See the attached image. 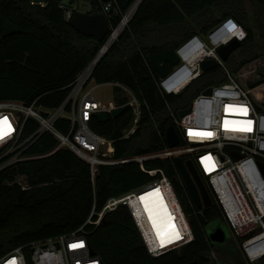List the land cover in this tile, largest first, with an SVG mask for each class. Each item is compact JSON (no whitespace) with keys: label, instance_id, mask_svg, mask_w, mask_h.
<instances>
[{"label":"trees","instance_id":"obj_1","mask_svg":"<svg viewBox=\"0 0 264 264\" xmlns=\"http://www.w3.org/2000/svg\"><path fill=\"white\" fill-rule=\"evenodd\" d=\"M33 1L0 0V100L26 105L35 102L40 107L55 108L66 99L71 84L94 59L105 39L100 41L76 30L66 18L61 0H49L45 5ZM76 1L79 0H70L67 7ZM85 1L92 4L87 13L104 14L110 30L120 24L135 2L114 0V6L104 13L100 0ZM227 17H234L248 32V37L226 61L239 75L245 66L250 68L264 58L256 43L257 31L264 36V0H143L137 7L91 77L99 84L127 85L143 104L139 126L128 138L122 136L133 120L131 106L107 121L95 115L91 119L93 129L116 140L117 158L159 154L170 148L166 138L168 127L175 125L181 134L171 119L170 109L186 105L202 89L225 80V72L218 66L204 72L182 93L163 94L156 83L161 74L152 65L150 56L176 49L192 34L206 35ZM7 22L18 30L5 34ZM237 52L241 59L236 57ZM164 66L168 73L173 64L165 62ZM257 78L249 79L247 84ZM113 100L122 105L128 96L117 87ZM57 126L68 131L69 122L61 119ZM37 127V121L30 118L24 138ZM185 145L181 139L179 147ZM25 154L26 158L17 162L16 167L0 169V258L22 247L27 264H33L32 242L69 234L84 226L85 236L103 264H183L194 260L198 264L256 263L244 256L240 238L234 241L227 238L221 243L211 239L212 230L224 228L220 223L210 226L214 221H225L222 208L210 188L213 197L210 207L200 209L192 203L175 156H153L144 164L165 171L194 239L181 248L155 256L145 246L126 205L106 212L98 225L86 224L95 204L101 209L109 198L138 189L153 179L139 161L101 166L93 184L90 163L70 147L59 145V139L50 132L30 145ZM181 156L185 161L192 157L189 153ZM17 174H26L31 187L24 189L17 183H9ZM215 251L216 261L212 258ZM259 260L264 262V256Z\"/></svg>","mask_w":264,"mask_h":264},{"label":"built area","instance_id":"obj_2","mask_svg":"<svg viewBox=\"0 0 264 264\" xmlns=\"http://www.w3.org/2000/svg\"><path fill=\"white\" fill-rule=\"evenodd\" d=\"M142 1L135 0L132 7L135 4L138 7ZM100 2L104 13L115 4L114 0ZM33 3L46 4L35 0ZM60 6L65 8L68 20L73 10H77L67 7L70 3L63 0ZM135 10L130 13L128 20ZM126 24L111 28L99 52L71 84L70 92L60 106L44 108L35 102L26 105L0 100V169L16 167L17 162L26 158L28 147L46 132L55 135L59 145L70 147L90 163L93 184L101 166L139 161L141 168L153 179L138 189L109 198L101 209L95 204L86 224L98 225L106 212L126 205L145 246L151 254L159 256L193 240L194 234L165 171L147 168L144 161L157 155L181 156L182 153H189L222 208L231 232L241 239L243 253L251 261L260 259L264 256V109H261L264 107L261 105L264 93L260 92L259 87L243 85L218 52L219 47L235 38L244 41L248 37L246 28L234 17H227L216 23L206 35L192 34L186 37L175 49L179 62L173 64L165 76L156 80L163 94H180L206 72L201 65L206 58H214L225 72L224 81L202 89L186 105L170 109L171 119L178 126L180 139L186 145L179 147V143L159 154L119 159L115 156L116 140L93 129L91 119L98 111L111 114L114 109L131 106L133 120L122 136L128 138L139 126L143 104L133 90L121 82L110 84L121 88L128 96V101L122 105L98 100L93 93L94 87H89V84L96 65L118 39ZM209 87H212L211 93H205ZM189 107L191 110L181 116L179 110ZM30 118L37 121L38 127L24 138L25 126ZM61 119L69 122L68 131L57 126ZM9 183H17L24 189L31 187L26 174H17ZM153 190L161 192L171 214L175 216L178 230L185 236L183 241L162 244L151 231L142 197ZM31 247L33 264H103L97 254H92L84 226L69 234L34 241ZM0 264H27L22 247L0 258Z\"/></svg>","mask_w":264,"mask_h":264},{"label":"water","instance_id":"obj_3","mask_svg":"<svg viewBox=\"0 0 264 264\" xmlns=\"http://www.w3.org/2000/svg\"><path fill=\"white\" fill-rule=\"evenodd\" d=\"M35 1L47 3L49 0ZM103 1L107 2L109 0ZM128 16H130L129 12L120 22L121 25L124 24V22H128ZM69 22L79 32L85 35L94 36L100 41L104 40L110 31V25L107 19L105 18L104 14L102 13H87L82 12L80 10H73L71 17L69 18ZM17 30L18 29L13 24L7 22L5 34H9ZM240 45L241 41L235 38L230 43L219 47L218 52L221 57L225 61H227L231 53L235 51ZM150 60L157 72H159L161 76H165L167 72L164 63L169 62L171 64H176L177 62H179V57L176 54L175 49L169 48L151 54ZM201 65L204 71H209L219 66L218 62L214 58L204 59ZM256 71L259 78L248 82V86L250 88H256L264 84V64H261ZM211 91L212 87H209L205 90V93H211ZM262 103L264 105V98L262 99ZM125 109V106L114 109L111 114L107 111H98L95 113V116L98 117L101 121H107L109 120L110 116L116 117L120 115ZM190 110L191 107L181 109L179 110V113L181 116H183ZM166 138L168 145L171 148L177 146L180 143L181 139L179 133L173 124L168 127ZM174 159L180 171L182 181L186 186L195 206L200 209L210 207L213 204V197L206 185L204 178L196 167L195 162L192 159H188L185 161L180 155L175 156ZM210 237L214 242L221 243L227 239V233L223 227H217L211 231ZM91 252L92 254H96V251L92 246ZM183 264H198V261L194 260L192 262H187Z\"/></svg>","mask_w":264,"mask_h":264},{"label":"rangeland","instance_id":"obj_4","mask_svg":"<svg viewBox=\"0 0 264 264\" xmlns=\"http://www.w3.org/2000/svg\"><path fill=\"white\" fill-rule=\"evenodd\" d=\"M63 1L65 3H69L70 0H63ZM72 7L74 9H78V10H80L82 12H87V11H90L92 9V4L90 2L85 1V0H79V1H76V3L74 4V6H72ZM256 43H257L258 47L260 46L259 50L262 51V52H264V36L259 31H257V34H256ZM236 57L238 59H241V56H240V54L238 52L236 54ZM263 61H264V58H260V61L258 62L257 65H254L253 66V64H252V66H250V68H248L249 65L248 66H245L246 69H243L241 71V73L239 75H237L238 78H239V80H240V82L243 85H247V81L249 79H253V78L255 79V78L258 77L256 68ZM89 87H94L93 88V93H94L95 97L98 100H101L103 103H108V102L114 101L113 100L114 99V90H115V88H117L114 85H112L110 83L99 84L95 80H91L90 81V84H89ZM258 89L260 90V92L264 93V84L260 85ZM114 102L117 104L116 101H114ZM261 105L264 106L263 104H261ZM219 223L224 226V229H225V231L227 233L228 240L234 241V240H237L238 239V237L231 232V229H230V227H229V225H228V223L226 221H214V222H212V224L210 226H216ZM215 243H218V242H215ZM240 246H241V243H240ZM244 256L246 257L245 254H244ZM212 258L215 261L218 259V254L216 253V251L213 253ZM246 259L249 262H251V263L252 262H256L254 264H264L263 260L256 259L254 261H251L247 257H246Z\"/></svg>","mask_w":264,"mask_h":264},{"label":"bare ground","instance_id":"obj_5","mask_svg":"<svg viewBox=\"0 0 264 264\" xmlns=\"http://www.w3.org/2000/svg\"><path fill=\"white\" fill-rule=\"evenodd\" d=\"M136 8L137 4L132 7L131 12ZM123 25H121V27ZM142 200L144 203V212L150 224V229L157 238V241L162 244H167L172 241L181 242L184 240L185 236L178 230L174 221L175 216L171 214V211L159 190H153L146 193L145 196L142 197ZM181 216L185 219L184 214L181 213Z\"/></svg>","mask_w":264,"mask_h":264},{"label":"flooded vegetation","instance_id":"obj_6","mask_svg":"<svg viewBox=\"0 0 264 264\" xmlns=\"http://www.w3.org/2000/svg\"><path fill=\"white\" fill-rule=\"evenodd\" d=\"M258 78H259V76H258Z\"/></svg>","mask_w":264,"mask_h":264},{"label":"snow or ice","instance_id":"obj_7","mask_svg":"<svg viewBox=\"0 0 264 264\" xmlns=\"http://www.w3.org/2000/svg\"><path fill=\"white\" fill-rule=\"evenodd\" d=\"M234 27V26H233Z\"/></svg>","mask_w":264,"mask_h":264}]
</instances>
